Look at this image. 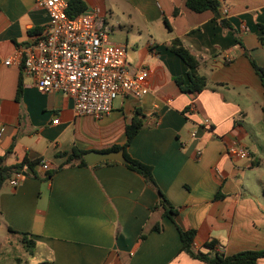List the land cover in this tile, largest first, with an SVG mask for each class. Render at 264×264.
<instances>
[{
  "label": "crops",
  "instance_id": "0c3cea01",
  "mask_svg": "<svg viewBox=\"0 0 264 264\" xmlns=\"http://www.w3.org/2000/svg\"><path fill=\"white\" fill-rule=\"evenodd\" d=\"M82 1L101 11L110 42L125 47L128 70L147 71L149 92L116 98L101 119L75 116L69 97L39 92L22 59H14L44 29L47 13L37 0H0V157L8 168L24 160L50 165L48 172L29 169L14 188L16 170L0 187V236L22 252L10 264H203L180 251L158 194L125 163L66 165L74 151L123 146L135 111L144 125L125 154L152 168L178 210L179 228L195 231L194 249L205 252L215 241L226 256L264 250V88L250 63L264 69V0H216L230 29L210 11L190 12L182 0H124L127 21L118 31L107 20L108 0ZM174 39L206 78L198 94L182 93L175 82L189 69L171 52ZM230 147L248 157L229 156ZM19 234L36 243L33 256ZM3 246L0 240V253Z\"/></svg>",
  "mask_w": 264,
  "mask_h": 264
},
{
  "label": "built area",
  "instance_id": "2783aa9c",
  "mask_svg": "<svg viewBox=\"0 0 264 264\" xmlns=\"http://www.w3.org/2000/svg\"><path fill=\"white\" fill-rule=\"evenodd\" d=\"M36 5L45 10L48 22L27 47L18 50L14 59H22V67L39 92L63 93L72 100L75 116L95 119L109 115L118 97L141 99L148 94L147 71L128 70L126 49L110 42L99 9L69 18L64 0H37ZM227 12L223 10V16ZM11 63L12 60L5 62ZM204 125L209 122L204 121ZM191 135L194 137L195 133ZM200 154L198 151L197 155ZM228 155L248 157L244 148L237 147L228 148ZM38 166L45 172L50 169L45 160H39ZM28 171L29 167L23 165L9 185L17 187Z\"/></svg>",
  "mask_w": 264,
  "mask_h": 264
},
{
  "label": "trees",
  "instance_id": "16d2710c",
  "mask_svg": "<svg viewBox=\"0 0 264 264\" xmlns=\"http://www.w3.org/2000/svg\"><path fill=\"white\" fill-rule=\"evenodd\" d=\"M186 6V8L193 13L200 14L205 11H210L213 13L214 18L220 21L221 26L224 29H230V25L228 22L222 18L219 14L218 8L219 3L216 0H182ZM86 11L85 4L82 0H69L67 2V10L66 14L69 18H74ZM177 14V10H175L174 15ZM259 28L263 29L264 26H259ZM170 50L173 54L180 58V60L187 66L189 72L187 73L186 79L184 78H176L175 82L178 85L180 91L182 93L188 94H198L202 92L206 87V78L195 74V72L199 68V63L194 56L190 54V52L182 45L180 40L174 39L170 43ZM252 68L254 72L260 79L262 83V87L264 88V69L258 67L253 60H250ZM21 89L18 90V94H20ZM144 125V116L139 112L135 111L131 122L125 128L126 134V143L119 147L114 146L111 149L105 151V153L109 152H116L119 150L124 151L125 157V165L126 167L140 175L146 184L151 186L156 193L158 194V207L163 209L164 216L167 217L176 227L178 230L180 241H181V252L188 255L191 259L197 260L202 262L203 264H258V261L264 259V250L260 251H243L236 253L231 256H226L217 251V243L215 241H211L204 245L205 252L200 250H195L193 246L195 231L188 230L183 231L179 228L176 223V216L178 210L174 208L166 199L164 194L159 190L153 174L152 168L146 166L136 160L131 159L129 156L125 154V149L132 143L134 137L138 134V132L142 129ZM84 152L74 151L68 157L66 161V165L73 164L77 162L79 166L86 167L87 164L83 160ZM39 162V161H38ZM38 162H30L28 160H24L21 164L13 167L8 168L4 165V157H0V187L2 184L9 180L11 177L12 172L19 170L23 165H27L29 169H33ZM105 164L108 163H115L112 161L104 162ZM51 177V173L48 174ZM154 231L160 232L161 226L156 225L153 228ZM12 234H17L11 230H9ZM21 239L22 248L29 256H33L36 243L30 239L29 234H19ZM145 237L142 236L141 239Z\"/></svg>",
  "mask_w": 264,
  "mask_h": 264
},
{
  "label": "rangeland",
  "instance_id": "374dc122",
  "mask_svg": "<svg viewBox=\"0 0 264 264\" xmlns=\"http://www.w3.org/2000/svg\"><path fill=\"white\" fill-rule=\"evenodd\" d=\"M108 4L111 11V16L107 12L108 23L118 31V26L123 28L124 25H126L128 7L124 0H108ZM5 239V236H0V240L4 243L3 250L0 253V261L8 259V262L5 264H10L12 263V257H14L15 254L18 255V257H21L22 252L20 251V248L13 249L11 247H7L5 245Z\"/></svg>",
  "mask_w": 264,
  "mask_h": 264
},
{
  "label": "water",
  "instance_id": "95a60500",
  "mask_svg": "<svg viewBox=\"0 0 264 264\" xmlns=\"http://www.w3.org/2000/svg\"><path fill=\"white\" fill-rule=\"evenodd\" d=\"M87 165L92 166L101 162H119L125 163V157L122 150L116 152L102 153V152H89L83 156Z\"/></svg>",
  "mask_w": 264,
  "mask_h": 264
}]
</instances>
